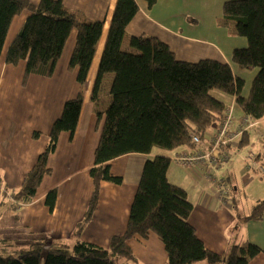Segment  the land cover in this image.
<instances>
[{
  "label": "trees",
  "instance_id": "obj_1",
  "mask_svg": "<svg viewBox=\"0 0 264 264\" xmlns=\"http://www.w3.org/2000/svg\"><path fill=\"white\" fill-rule=\"evenodd\" d=\"M148 7L157 0H145ZM25 10L30 14L6 52V62L17 65L26 61L23 83L31 74L50 77L62 56L71 33L77 31L69 70L78 67V95L68 99L63 112L49 133V142L34 167L15 192L21 203L31 201L46 174L52 169L49 156L55 151L62 131L73 137L78 127L88 74L103 32L102 20H88L78 10L68 8L63 0H0V59L14 18ZM137 0H121L103 62V73L95 97L94 110L100 139L95 150L90 175L94 183L84 219L77 225L73 243L40 234L28 247L11 253L0 249V264H138L130 245L136 236L155 232L167 251L166 264H248L262 253L255 243L235 244L218 252L209 248L190 222L194 204L188 191L170 181V155L156 154L147 159L132 202L128 226L123 234L111 237L108 246L81 238L100 202L102 182L121 184L111 161L128 153H155L156 149L173 151L195 148L192 133L204 137L221 118L226 102L213 94L219 89L235 95L237 105L252 118L264 119V0H226L222 20L233 32L247 38L248 44L234 49L232 61L241 70H255L250 94L243 93L245 79L230 63L205 58L198 61L179 59L161 38L142 33L129 35L128 24L139 12ZM106 78V80H105ZM107 85H106V84ZM35 136L40 132H35ZM246 143V139L242 140ZM57 189L46 195L53 210ZM264 199L249 215L260 219Z\"/></svg>",
  "mask_w": 264,
  "mask_h": 264
},
{
  "label": "crops",
  "instance_id": "obj_2",
  "mask_svg": "<svg viewBox=\"0 0 264 264\" xmlns=\"http://www.w3.org/2000/svg\"><path fill=\"white\" fill-rule=\"evenodd\" d=\"M137 1L140 10L128 24L127 35H155L168 43L181 60L193 61L198 58L195 60L198 61L211 58L232 65L234 49L248 43L246 37L233 32V26L223 23V4L226 0H157L151 7H148L145 0ZM63 2L68 8L81 12L86 19L102 20L104 23L100 43L88 74V86L78 127L73 137L69 131L60 133L57 147L49 156L51 173L43 177L31 201L19 202L15 192L22 186L26 174L45 150L52 125L61 116L65 102L76 97L80 89L77 80L78 67L69 70V62L76 45V30L71 33L55 72L50 77L31 74L26 83H23L26 61L22 60L17 65L6 62L7 49L30 14L25 10L14 18L0 59V233L24 232L30 237L31 233H36L66 242L73 239L74 242L73 234L84 219L94 191L90 169L94 165L95 150L100 139L94 103L121 0ZM233 69L245 79L243 70L239 67ZM250 71L254 73V79L257 69ZM250 90L243 93L248 96ZM228 96L227 100H221L227 106H233L232 128H235L240 124L241 118L249 114L237 105L235 95ZM254 120L257 122L255 128L249 129L244 136L246 143L240 142L238 151L230 150V159L223 161L215 169L217 177L223 178L229 187V191L222 197L216 183L207 177L206 170L202 168L184 166L181 174L173 173L169 168L168 177L170 181L188 191L189 199L194 204L190 222L209 248L224 252L235 244L255 243L263 251L248 264H264V214L260 219L249 217L255 204L264 199V190L259 187V183L263 181L256 180L253 173L255 171L246 167L244 156L253 150L242 153V148L250 142L251 132L254 130L264 145L261 137L264 129L258 127L264 119ZM219 124L220 119L201 137L200 144H195V148L185 147L184 150L208 147ZM35 132H40V135L35 136ZM175 152L171 151L168 155ZM160 153L158 150L155 153L133 152L111 161L113 172L121 175L123 182H102L99 206L91 221L83 228V240L108 246L113 235L126 231L143 167L148 158ZM254 154L258 156L259 162L264 163V150L258 149ZM234 178L237 183L234 182L233 186L230 182ZM209 181L210 186L213 184L212 188L208 186ZM247 182L255 184L253 192L258 199L250 209H239L233 191H238ZM53 189H57L58 196L54 209L50 210L46 195ZM156 239H159L158 236L152 238L150 234L148 237L136 236L129 241L137 255L138 264H166L167 251L164 244H161L163 242Z\"/></svg>",
  "mask_w": 264,
  "mask_h": 264
},
{
  "label": "built area",
  "instance_id": "obj_3",
  "mask_svg": "<svg viewBox=\"0 0 264 264\" xmlns=\"http://www.w3.org/2000/svg\"><path fill=\"white\" fill-rule=\"evenodd\" d=\"M233 122V106H227L220 118L217 133L208 147L177 151L170 155V160L179 165L206 170L207 177L213 179L218 186L221 197L229 191V187L223 178H219L217 174H214L215 169L223 161L229 160L230 150L235 148L234 151H238V144L244 132L246 133L249 129L255 128L257 123L249 115H244L240 120V124L235 128H232ZM261 136L264 141V132ZM192 137L196 145L201 143L202 138L197 133H192ZM244 160L248 169L254 170L264 178V163L259 162L258 156L254 152L245 155Z\"/></svg>",
  "mask_w": 264,
  "mask_h": 264
},
{
  "label": "rangeland",
  "instance_id": "obj_4",
  "mask_svg": "<svg viewBox=\"0 0 264 264\" xmlns=\"http://www.w3.org/2000/svg\"><path fill=\"white\" fill-rule=\"evenodd\" d=\"M127 40H128V35H126V44H125V47L124 48H128V46L126 47ZM185 57H189V56H185ZM197 59L198 58H194L193 61H195ZM231 63H232V65H233V67L235 69H238V66H237V64L234 61H232ZM243 75H244V77L246 79V82H245V86H244V90L243 91H244V93H248L249 90H250V88H251V85H252V80H253L254 73L252 74V72L250 70H243ZM105 80H106V78H105ZM213 94L216 97H218L220 99H224V100H227V98L229 97L228 94L224 93L223 91H221L219 89H214L213 90ZM258 127L264 129V122L261 123V124H259ZM245 134L246 133L244 132L241 140L244 139ZM251 136L252 137L250 138V142L248 144H246L242 148V153H247L248 150H253L252 152L257 151L258 149L264 150L263 149L264 148V145L262 144L260 137L258 135H256L255 130L251 132ZM240 142H242V141H240ZM240 142H239V144H240ZM257 146H259V148H257ZM185 147L186 146L180 147V148H178L176 150H173V151L174 152L175 151H182V148L184 150ZM234 149L235 148H233V150ZM156 150H158L162 154H170V152H171V151H166V150L159 149V148H157ZM170 168H171V172H173V173L176 172L178 174H181L183 172V170L185 169L184 166H178V165H176L173 162L171 163ZM217 171H218L217 173L221 174L219 172V170H217ZM253 173L255 174L254 176H255L256 180H261V181L264 182V178L263 177H261L260 175H258L255 172H253ZM214 174H216V171L214 172ZM234 182L237 183L236 178H234V180L232 182H230V183H232V185H233ZM263 182H260L259 183V187H260L261 190H264V183ZM210 184L211 183L209 181L208 186L212 188V185L213 184L211 186H210ZM254 185H255L254 183L247 182V183L243 184V186L241 185V187H240V189L238 191H233L234 194H235V196H234L235 197V200H236V202H238L239 209H244V208L250 209L251 206L257 201L258 196L254 195V192H253V186ZM248 211H250V210H248ZM32 236L33 237H36V236H38V234L31 233V237H30L29 235H27L24 232H1L0 233V249H3L7 253H11L12 251H14L17 248L28 247L30 245V243L34 239ZM151 236H152V238H157L155 232H151ZM2 238H5V239L4 240H1ZM156 240H159V239H156ZM72 242H73V239H70V243H72ZM158 242L161 243V241H158ZM161 244H163V243H161ZM152 246H153V244H151V248H152ZM124 261L130 263L127 260H124ZM45 262H46V260L43 259V261H42L41 264H45ZM124 264H127V263H124Z\"/></svg>",
  "mask_w": 264,
  "mask_h": 264
}]
</instances>
